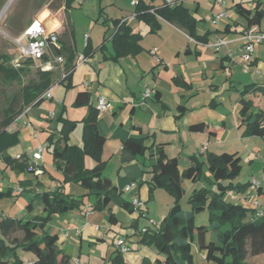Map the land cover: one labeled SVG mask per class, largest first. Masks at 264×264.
<instances>
[{
  "label": "crops",
  "instance_id": "obj_1",
  "mask_svg": "<svg viewBox=\"0 0 264 264\" xmlns=\"http://www.w3.org/2000/svg\"><path fill=\"white\" fill-rule=\"evenodd\" d=\"M166 1L74 0L69 11V26L66 25L65 17L64 21H53L61 43L71 46L75 56L74 63L79 55L85 56L87 61L74 67L68 81L64 80L63 84L56 82L51 87L50 98H45L48 112L41 118L47 126L48 114L53 113L57 116L64 109L63 115L68 120L78 122L86 113V106H73L78 92L88 93L89 103L93 107L97 99L104 98L108 108L98 112L96 126L99 134L104 138L102 151L106 167L109 168V164L115 160L113 169L117 171L115 181L107 176L104 177L108 178L116 188L119 198L115 201L120 209L128 212L122 207V203L126 201L132 205L131 196H135L142 203L140 211L132 212L129 224L117 231L114 228L121 226V222L113 208V196L104 211H90L93 198H89L86 199L82 212L61 215L62 220L69 221V224L62 223L58 233L59 239L61 235V239L65 241L73 234L78 239V251L82 248L84 239H87L91 245L109 243L111 248L109 256L107 260L104 258L102 264H108L112 253L116 251L114 241L118 236H123L126 244L132 246V251L122 255L125 264H141L144 258L150 259L156 255L154 249L137 244L138 232L131 228L133 221H137L140 215L148 222L154 221L149 218L147 210L150 175L140 173V171H150L146 169L149 167V161L147 155L122 161V142L129 138H142L147 139L145 141L148 145L151 143L161 145L168 159L177 160L179 171L190 166L192 158H200L205 162L207 153L231 154L232 152L219 151L221 149L219 145L223 142L231 143L237 136L242 137L238 115L240 108L237 102L238 94L245 85L264 79V60H261L264 45L255 49L254 66L242 62L240 37L244 27L233 8L237 2H241L252 12L261 10L263 17L257 27L264 32V0H224L228 18L217 25L211 24V15L215 10L214 0H182L177 5L183 6L195 20L196 35L200 38L205 36L206 39L202 44L190 39L180 27L158 17L148 22L140 18L143 14L136 11L140 3L149 9L144 12L151 14L153 10L163 8ZM82 9L90 11L95 16L90 27L84 32L77 30L71 15L73 11L79 12L83 11ZM113 21L124 23L130 33L140 37L137 42L138 50H135V53L116 60L112 59L114 52L111 36L115 32L112 27ZM216 39L226 41V45L218 51L212 47ZM153 49L156 50L155 56L151 54ZM239 68L242 76L243 74L250 76L252 79L250 83L242 85L238 82ZM250 68H254V71L251 72ZM54 76L57 81L65 77L60 71H56ZM67 83H69L68 88H66ZM84 83H87V86H84ZM56 89L59 91L54 94ZM147 91L149 97L145 98ZM232 99L234 103L229 106V101ZM70 109L79 112L77 118L69 117ZM29 111L26 109L20 120ZM23 122L22 124L15 122L17 128L15 127L11 132L18 131L20 152L25 156L29 166L34 162L31 160V153L36 147L31 137L37 139L38 136L32 132L33 124L26 128ZM198 124H203L204 130L196 132L189 130L192 125ZM68 144L80 146L81 142H72L71 135ZM203 146L205 152L201 154L200 149ZM17 156L15 158L20 160L21 158ZM252 180L254 179H250V184ZM131 183L135 187L125 191L124 189ZM122 192H126L127 197ZM157 192L158 190H155L152 195ZM67 194L80 196L87 192L72 184ZM172 205V201L168 199L167 212ZM109 209L117 218L118 222L115 226H111L106 221ZM167 212L162 215L161 220ZM137 228L139 231L143 228L151 229L139 223ZM146 250L149 255L146 254ZM125 255H129V258L126 259ZM131 258L133 259L130 260ZM75 262L77 261L73 263ZM246 262L264 264V254L253 257L247 255Z\"/></svg>",
  "mask_w": 264,
  "mask_h": 264
},
{
  "label": "trees",
  "instance_id": "obj_2",
  "mask_svg": "<svg viewBox=\"0 0 264 264\" xmlns=\"http://www.w3.org/2000/svg\"><path fill=\"white\" fill-rule=\"evenodd\" d=\"M61 2V6L56 10L62 8L66 25L69 26V11L74 0H61ZM137 7L136 11L143 14L140 15V18L149 22L158 17L180 27L196 43L206 42L205 36L200 38L196 35V22L183 6L165 5L161 9L153 10L151 14L149 13L150 15L144 12L148 8L146 9L140 3ZM233 8L243 23V30L260 24L263 17L261 10L252 12L241 2H237ZM112 27L115 30L111 36L114 52L112 59L116 60L135 53V50H138L137 42L140 37L130 33V30L120 21H113ZM70 36H73L72 32ZM58 43L60 49L54 50L53 54L55 57H62L63 63L53 64V68L48 71H38L37 81L22 87L20 107L15 110L12 101L4 111L3 119L0 122V160L5 166L22 170L28 168L26 160L19 163L15 158L13 160L7 155L9 149L19 143L18 131L9 132L8 128L26 109L41 104L45 100L43 95L56 82L63 84L64 80L70 79L75 67V56L71 46L62 44L59 36ZM7 60L8 58L0 56V76L4 81L11 82L21 80V77L28 72L27 65L33 63L28 59L21 60L17 68H12L8 65ZM254 64L255 61H252L250 66H254ZM56 71H60L65 76L64 79L57 81L54 78ZM68 85L69 83L66 84V88L69 87ZM255 97L264 99V79L245 85L238 94L237 102L240 106L238 115L242 137L264 138V110L257 106L258 102L257 105L255 104ZM73 106H86L85 115L78 122L68 120L63 115L64 109L57 116L54 115L52 120L55 118L54 120L57 121L58 130L56 134L51 133L47 137L48 145L46 144L45 149L51 152L55 167L62 174L61 185L53 191L35 194L42 206L40 216H32L33 207L31 204L26 207L29 217L25 220H13L0 214V264H22V260L17 254L18 249L32 254L34 256L33 264H66L68 258L61 248L59 235L51 232L49 228L52 215L61 216L72 211L82 212L85 199L89 198H93L90 211H104L111 202V196L117 193L110 180L103 176L106 161L103 159L102 151L104 138L99 134L96 126L98 111L89 103V95L85 91L77 93ZM78 126H81V145H69L70 135ZM204 128L203 124H198L192 125L189 130L196 132L202 131ZM145 140L147 139L129 138L123 141L121 159L128 161L136 156L147 155L150 167V171L147 172L150 175L149 196H152L155 189L160 188L173 196L174 201L156 227L147 228L142 233L137 228L136 220L131 224V228L138 232L137 244L156 251L153 258H144L141 264H194L193 246L202 254L206 264H249L246 262L247 255L253 257L264 254V210L262 215H256L258 209L226 202L223 198L228 191L239 192L250 184L249 182L234 183L241 169V159L237 153L219 155L207 153L205 162L192 158L191 165L179 171L177 160L168 159L161 145H154V143L148 145ZM203 164L207 166L213 183L216 185V190L205 187L194 188L187 198L189 211L185 212L180 204L184 192L181 184L184 180L192 184L196 183ZM65 183L77 185L87 194L69 195L63 191ZM13 189L0 190V199L10 197L14 193ZM22 192L21 189L17 194ZM257 195H263L259 186ZM122 207L129 213L140 211L126 201H123ZM203 211L208 213V223L206 226H196L194 214ZM106 221L111 226L117 225V218L110 209L107 211ZM13 231L21 232L23 239L20 244L14 243V246H10L4 237ZM208 234L210 237L207 240ZM108 264H125L122 254L114 251Z\"/></svg>",
  "mask_w": 264,
  "mask_h": 264
},
{
  "label": "rangeland",
  "instance_id": "obj_3",
  "mask_svg": "<svg viewBox=\"0 0 264 264\" xmlns=\"http://www.w3.org/2000/svg\"><path fill=\"white\" fill-rule=\"evenodd\" d=\"M8 2L9 0H0V13L7 6ZM61 4V0L12 1L6 12L0 18V56L8 58L7 63L10 67L17 68L16 66H14V64L21 62L17 47V41L23 32L21 30H23L34 18H38L50 26L54 23L53 21L55 20L64 21L62 8L60 10H56V8L61 6ZM82 10L83 11L79 12L73 11L71 14L73 24H75L77 30H80V32H84L85 30H87V28H89L91 25L90 23L93 22V18L95 17L90 13V11H86L84 9ZM262 48L264 49V47ZM261 60H264V50H262ZM43 65L44 62L42 61H33V63L28 64L26 67L28 71L27 74L21 77V80L19 81H4L0 76V122L3 119L4 111L9 107L12 101L14 103L13 108L15 110L20 107V92L22 87L30 82L37 81V72L42 71L41 69L43 68ZM250 71L253 72L254 68H250ZM241 73L242 71L239 68V73L237 74L240 75H238L240 79H238V82H241L242 85L250 83L252 81L249 75L247 76L243 74L242 76ZM58 91L59 90L56 89L54 94ZM254 100L255 104L258 102V105H256L264 110V99L255 97ZM233 103L234 100L232 99L231 101H229V106H231V104ZM41 105L43 106L41 107ZM47 107V100H44L38 106L29 108V113L26 114L22 120H17L18 124H22V121L25 122L31 120L30 122L34 126L32 132L33 134L36 133L38 136L37 139L31 137V139L33 140V145L36 144V150L39 145L47 144V137L50 135L49 133L54 132L56 134L58 130L57 121L54 120L55 118L53 120L47 118L49 119L47 120L49 126L48 124L46 126V122L44 123V120L41 118L43 117V114H46L48 112ZM78 113L79 112L76 111V109H70V111H68V115L70 118H77ZM29 118L30 120H28ZM17 121L15 120V122ZM15 122L8 128L9 132H11V130H13L15 127L17 128V123ZM80 132L81 126H78L71 134L72 142L80 143ZM219 146L221 147L219 151L232 153L237 152L238 156L241 159V169L238 176L235 178L234 183L245 184L248 183L251 178H253L258 182V186L262 189L263 192V195L258 196V186L256 187L253 184H248L243 190L239 192H236L235 190L228 191L223 197L224 200L226 202L241 204L248 207H253L255 204H257L259 208H264V138L256 136H237L235 140H233V142H223ZM20 150L21 147L18 143L15 147L9 149L7 155L10 156V158L13 160L15 156L18 155L21 159H15L19 163H23L25 161V156H23ZM42 157V160L32 162L33 170L31 171L29 170L30 165L27 169H16V167L14 169L13 167L5 166V164L0 160V190L5 191L9 188H21L23 190V192L20 194H17L19 192H15L16 194L13 193L10 197H3L0 199V214H2L4 217L13 220H25L29 217L26 211V207L28 204H31L33 207L32 216H40L42 214V206L39 199L35 197V194L38 192L53 191L61 185V180L63 177L55 167L51 152L49 150H44L42 153ZM114 161L112 162V164H109V168L106 167V164L103 171V176H107L113 181H115V176L117 173V171H114L113 169ZM36 169H39L40 171H36ZM146 169L148 170L150 169V167ZM147 172L148 171H140V173L149 176ZM123 173H126V171H123ZM70 185L72 184L65 183L63 185V190L66 191V193L70 192ZM181 187L184 192L182 199L180 200V204L185 212L189 211L187 198L191 194L193 188L205 187L210 190H216V185L213 183L212 177L210 176L205 164H203L202 166L200 177L196 181V183L192 184L191 182L183 181ZM155 190H158V192L155 195L149 196V199L147 201V210L150 219H153L155 222H160L162 215L167 212L166 204L168 202V199L170 200V202L172 201L173 204L174 198L163 189L159 188ZM122 194L127 197L126 192H122ZM112 196L114 197V200H112V204L115 206H113V208H115L117 216L121 222V226H115L114 230H122L124 226L129 224V222L131 221L130 219L132 217V213L125 212L119 208L118 204L115 201V199L119 198L117 194H114ZM130 198L132 201L136 199L135 196H131ZM75 212L76 211H72L69 213L74 214ZM137 221L139 224H141V226L144 225L145 227H150V223L141 216L137 219ZM62 223L68 225L69 221H63L61 216L59 215H52L49 223L50 231L58 234L60 229L62 228ZM194 223L196 226H206L208 223L207 211L194 214ZM209 237L210 234L207 235V240L209 239ZM4 238L8 245L14 246V243L20 244L22 242L23 236L21 232L13 231ZM77 243L78 239L73 234H71L65 241L61 239V248L64 250L65 254L68 257V261L66 264H74V261H77L79 264H102L104 262V258L107 260L109 256V250L111 248L108 242L91 245L88 243L87 239H84L80 251H78ZM17 254L22 260V264L34 262V256L30 253H25L18 249ZM146 254L149 255L150 253L147 252ZM193 255L194 264H206L202 258V254L198 252L195 246H193ZM125 258L128 259L129 255H125ZM132 259L133 258H131L130 260Z\"/></svg>",
  "mask_w": 264,
  "mask_h": 264
},
{
  "label": "built area",
  "instance_id": "obj_4",
  "mask_svg": "<svg viewBox=\"0 0 264 264\" xmlns=\"http://www.w3.org/2000/svg\"><path fill=\"white\" fill-rule=\"evenodd\" d=\"M182 0L177 1H166V5L174 6L180 4ZM214 8L211 15V24L217 25L220 21L228 18L227 8L225 5L224 0H214ZM86 37V36H85ZM241 41V60L245 64H250L253 61L255 49L258 46L264 45V32L260 31L257 26H252L247 30H244L241 33L240 37ZM226 45V41L224 39H216L212 44L214 50L218 51L221 47ZM17 47L19 51V56L21 60H31V61H42L44 62L42 71H48L53 68V64L60 65L63 63L62 57H55L54 50L60 49L58 43V32L55 28V24L48 25L44 23V21L34 18L30 24L23 30L20 38L17 41ZM153 56L156 55V50L153 49L151 51ZM87 61L86 57L83 55H79L76 59L75 66H79ZM14 66L18 67L19 62L14 64ZM84 86H87V83H84ZM44 98H50V90H48L44 95ZM145 98L149 97V91H147L144 95ZM108 108V104L104 100V98H99L95 102V109L98 112H103ZM24 114V113H23ZM23 115L21 114L18 118L20 119ZM54 117L53 113L48 114V118L52 119ZM23 126L28 128L31 126L29 121L23 122ZM35 137V135H34ZM46 149V144L39 145L37 150L35 149L34 152L31 153V160L32 161H40L42 160V153ZM205 152V146L200 149V153L203 154ZM19 158V156H17ZM29 170H33V166H29ZM36 171H40L36 169ZM251 183L258 186V182L252 180ZM135 185L133 183L129 184L124 190L129 191L133 189ZM15 192H20V188H14ZM132 206L136 209H140L142 203L135 199L132 201ZM254 208L258 209L256 215H262L264 208H259L257 204L253 206ZM150 227L154 228L157 226L152 220H149ZM147 228H143L141 230L142 233L146 231ZM125 238L123 236L116 237L114 241V247L118 253L125 254L132 251V246L126 244ZM27 264H33V262H28ZM75 264H78L75 262Z\"/></svg>",
  "mask_w": 264,
  "mask_h": 264
},
{
  "label": "bare ground",
  "instance_id": "obj_5",
  "mask_svg": "<svg viewBox=\"0 0 264 264\" xmlns=\"http://www.w3.org/2000/svg\"><path fill=\"white\" fill-rule=\"evenodd\" d=\"M13 0H9L7 6L3 9V11L0 13V18L2 17V15L6 12L7 8L10 6V4L12 3Z\"/></svg>",
  "mask_w": 264,
  "mask_h": 264
}]
</instances>
